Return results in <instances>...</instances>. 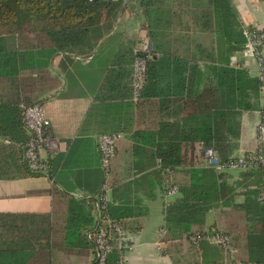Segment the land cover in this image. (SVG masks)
Here are the masks:
<instances>
[{
  "label": "trees",
  "instance_id": "obj_1",
  "mask_svg": "<svg viewBox=\"0 0 264 264\" xmlns=\"http://www.w3.org/2000/svg\"><path fill=\"white\" fill-rule=\"evenodd\" d=\"M130 3L141 9V28L149 47L136 49L140 40L135 38L119 48L107 63L106 79L127 74L132 82L136 52L147 60L143 87L134 101L131 93H124L120 98L127 99L119 104L91 108L83 127L98 134L130 133L153 147V158L173 171L176 196L163 207L171 235L184 233L195 250L206 241L195 244L190 236L205 232L206 214L217 208L210 231L229 235L230 261L264 264V202L257 199L264 167L241 170L233 180L229 171L204 166L206 147L222 161L230 157L242 115L256 108L263 85L249 75L241 60L234 59L246 38L231 0H0V33L31 38L42 56L73 50L88 53L102 38L97 29L100 19L115 16L122 4ZM205 32L212 34L208 45L198 36ZM6 56L0 54L1 65L9 60ZM28 104L0 102V139L10 142L0 145V162H19L25 174L38 175L24 159L28 133L21 113L22 105ZM162 110L168 118L159 119L156 130L136 127L145 123L148 112L158 117ZM100 112L104 113L95 116ZM4 171L0 167V176ZM54 195L61 198L62 206L56 205L51 213L0 212V264H55L59 244L72 250L91 247L95 253L86 237L95 223L91 209L58 190ZM121 222L122 232L114 237L105 264H119L117 245L131 246L138 231ZM90 264H97L96 256Z\"/></svg>",
  "mask_w": 264,
  "mask_h": 264
},
{
  "label": "crops",
  "instance_id": "obj_2",
  "mask_svg": "<svg viewBox=\"0 0 264 264\" xmlns=\"http://www.w3.org/2000/svg\"><path fill=\"white\" fill-rule=\"evenodd\" d=\"M231 1L242 27L250 25L264 32V0ZM124 5L128 4H122L115 16L100 19L97 29L101 31L102 38L88 53L73 50L42 56L31 38L17 33H0V54L8 55L9 59L0 64V102L40 103L50 120V133L59 143L56 153H41L50 167L46 175H27L19 162H0V167L5 170L0 176V212L51 213L56 205L57 209L62 206L61 198L54 195L58 190L81 199L91 209L95 221V202L102 192L104 174L95 140L98 133L84 128V121L91 108H99L106 102L119 104V100L125 101L126 97L120 98L124 93H131L132 101L135 100L129 75H114L106 79L107 63L119 48L131 45L129 41L138 38L140 42L136 48L148 42L141 28L144 19L141 9L138 7L137 10V4L134 6L136 17L133 21ZM198 36L205 45L212 38V34L207 32ZM234 59L241 60L249 75L258 78L257 63L246 41L242 50L234 53ZM113 69L117 70L116 67ZM256 103L254 110L245 111L242 115L240 135L232 139L230 157L255 149V126L264 108V84ZM165 113L162 110L157 117L148 112L145 123L136 127L146 129V132L154 131L158 128L156 122L159 119L168 118ZM120 134L106 197L112 217L119 218L135 231L138 228L130 248L124 252L125 264L231 262L229 253L212 243L202 242L192 250L184 233L182 237L170 234L165 227L163 207L176 196L168 193L169 186L175 185V175L163 168L159 159L153 158V147L149 144L139 142L130 133ZM9 143L0 139V145ZM9 169L13 172L5 174ZM240 171H229L231 179H237ZM241 200L242 197L237 198V201ZM208 212H212L214 221L218 209ZM213 221L210 225L205 222V231L211 230ZM62 247L59 244L55 264H90L95 256L91 247L76 250Z\"/></svg>",
  "mask_w": 264,
  "mask_h": 264
},
{
  "label": "built area",
  "instance_id": "obj_3",
  "mask_svg": "<svg viewBox=\"0 0 264 264\" xmlns=\"http://www.w3.org/2000/svg\"><path fill=\"white\" fill-rule=\"evenodd\" d=\"M246 45L253 54L257 63L258 78L264 84V32L259 28H253L246 32ZM148 42L143 43L144 50L148 49ZM138 49V48H136ZM135 49V51H137ZM147 60L135 52L132 63V87L134 99H136L143 87L146 75ZM22 122L28 133V139L24 147V159L30 171L37 174H48V160L42 157V152L49 154L59 150L58 141L50 133V120L46 117L40 103L22 105ZM122 135L120 133H100L95 135L97 150L99 153L100 168L104 174L102 192L96 197L95 202V223L93 228L86 233V237L94 245L97 264H105L108 253L114 248V237L121 234L123 224L120 220L109 215L108 199L106 191L110 179L111 164L116 155L117 142ZM256 145L255 149L246 154L231 156L226 160H220L218 153L211 147H206L203 152L204 166L214 168L217 171H234L264 167V108L261 110L260 119L255 126ZM167 171H170L167 168ZM177 186L169 188V194H176ZM257 199L264 202V185L259 188ZM165 230V229H164ZM162 232H165L162 230ZM190 240L198 244L201 241L212 243L223 250L230 248L229 235L221 231H205L190 236ZM119 252V264H125L124 252L129 247L117 245ZM224 264H262L257 261L251 262H226Z\"/></svg>",
  "mask_w": 264,
  "mask_h": 264
},
{
  "label": "rangeland",
  "instance_id": "obj_4",
  "mask_svg": "<svg viewBox=\"0 0 264 264\" xmlns=\"http://www.w3.org/2000/svg\"><path fill=\"white\" fill-rule=\"evenodd\" d=\"M132 4H134V5H132ZM134 6H136L135 3H130L128 5H124V9L128 10L127 13L132 18L131 20H133V21H135V17H136V13H135L136 9L134 8ZM137 10H138V6H137ZM183 15L185 16V14H182V17H183ZM175 27L178 28V26H175ZM246 32H248L246 27H243V34H244L245 38H246ZM246 58H247V56L245 55V59ZM252 60H253V58H252ZM168 198L171 199L172 197L169 196ZM207 213L208 214L206 216L205 222H206V225H210L213 221V215H212V212H207Z\"/></svg>",
  "mask_w": 264,
  "mask_h": 264
}]
</instances>
